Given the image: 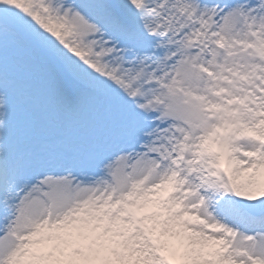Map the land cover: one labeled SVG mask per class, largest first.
I'll return each instance as SVG.
<instances>
[{
    "label": "snow or ice",
    "instance_id": "obj_1",
    "mask_svg": "<svg viewBox=\"0 0 264 264\" xmlns=\"http://www.w3.org/2000/svg\"><path fill=\"white\" fill-rule=\"evenodd\" d=\"M0 264H264V0H0Z\"/></svg>",
    "mask_w": 264,
    "mask_h": 264
}]
</instances>
